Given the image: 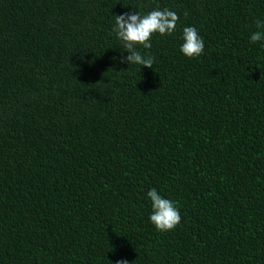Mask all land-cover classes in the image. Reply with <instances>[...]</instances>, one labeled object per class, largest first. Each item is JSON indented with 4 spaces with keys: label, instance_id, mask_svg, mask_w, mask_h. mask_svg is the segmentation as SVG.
I'll return each mask as SVG.
<instances>
[{
    "label": "trees",
    "instance_id": "trees-1",
    "mask_svg": "<svg viewBox=\"0 0 264 264\" xmlns=\"http://www.w3.org/2000/svg\"><path fill=\"white\" fill-rule=\"evenodd\" d=\"M156 8L180 19L136 45L153 68L119 62L115 15ZM256 20L264 0H0V264H264Z\"/></svg>",
    "mask_w": 264,
    "mask_h": 264
},
{
    "label": "clouds",
    "instance_id": "clouds-1",
    "mask_svg": "<svg viewBox=\"0 0 264 264\" xmlns=\"http://www.w3.org/2000/svg\"><path fill=\"white\" fill-rule=\"evenodd\" d=\"M187 15V13H185ZM179 15L168 8H156L146 15L140 12H125L115 15V25L113 31L116 36L123 42V50L129 55H121L119 62H127L142 67L153 68L154 57L143 55L136 49V45H142L145 49H151V37L154 33L160 35H171L179 21ZM256 26L264 29V21L256 20ZM183 44L181 51L187 57H199L205 49V42L194 26H185L183 28ZM264 40V31H256L250 35V41L256 43ZM113 59H117L113 57ZM147 196L152 201V213L150 215L151 223L158 231L166 232L176 228L181 222V214L175 202L162 197L156 188L147 192ZM115 264H129L126 259H121Z\"/></svg>",
    "mask_w": 264,
    "mask_h": 264
}]
</instances>
